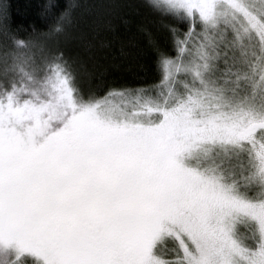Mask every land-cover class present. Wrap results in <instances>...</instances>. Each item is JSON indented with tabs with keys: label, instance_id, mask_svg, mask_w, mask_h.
<instances>
[{
	"label": "snow or ice",
	"instance_id": "obj_1",
	"mask_svg": "<svg viewBox=\"0 0 264 264\" xmlns=\"http://www.w3.org/2000/svg\"><path fill=\"white\" fill-rule=\"evenodd\" d=\"M144 3L154 77L93 84L49 41L117 0H0V264H264V0Z\"/></svg>",
	"mask_w": 264,
	"mask_h": 264
},
{
	"label": "trees",
	"instance_id": "obj_2",
	"mask_svg": "<svg viewBox=\"0 0 264 264\" xmlns=\"http://www.w3.org/2000/svg\"><path fill=\"white\" fill-rule=\"evenodd\" d=\"M50 2L7 0L10 24L20 37L48 31L53 17L45 14V7ZM111 22L112 27L103 21L97 26L90 16L78 15L65 33L49 41V46L62 50L69 58L83 60L93 84H136L151 80L155 75L151 50L140 28L148 29L164 43L158 18L145 6L144 0H117Z\"/></svg>",
	"mask_w": 264,
	"mask_h": 264
}]
</instances>
